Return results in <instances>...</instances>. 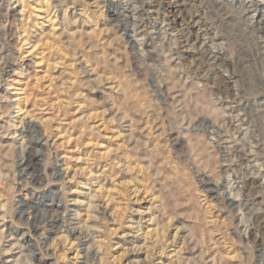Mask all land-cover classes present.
I'll return each instance as SVG.
<instances>
[{"label": "clouds", "instance_id": "9594fccd", "mask_svg": "<svg viewBox=\"0 0 264 264\" xmlns=\"http://www.w3.org/2000/svg\"><path fill=\"white\" fill-rule=\"evenodd\" d=\"M0 264H264V0H0Z\"/></svg>", "mask_w": 264, "mask_h": 264}]
</instances>
